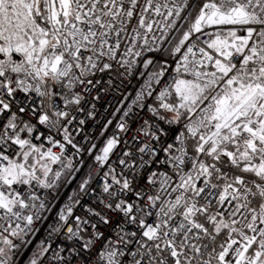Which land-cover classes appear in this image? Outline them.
<instances>
[{"label":"snow or ice","instance_id":"1","mask_svg":"<svg viewBox=\"0 0 264 264\" xmlns=\"http://www.w3.org/2000/svg\"><path fill=\"white\" fill-rule=\"evenodd\" d=\"M0 264H264V0H0Z\"/></svg>","mask_w":264,"mask_h":264},{"label":"built area","instance_id":"2","mask_svg":"<svg viewBox=\"0 0 264 264\" xmlns=\"http://www.w3.org/2000/svg\"><path fill=\"white\" fill-rule=\"evenodd\" d=\"M110 99V98H109ZM130 102V101H129ZM103 104V101L100 102ZM101 113H103V107L100 108ZM101 123H103V116H101ZM102 144V141H100ZM75 188V184L72 185H66L63 189L60 191V197L57 199L55 203L62 204L64 200H66L68 195H71L73 193V190Z\"/></svg>","mask_w":264,"mask_h":264}]
</instances>
